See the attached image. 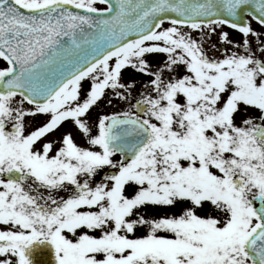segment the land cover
Masks as SVG:
<instances>
[{
	"label": "snow or ice",
	"instance_id": "1",
	"mask_svg": "<svg viewBox=\"0 0 264 264\" xmlns=\"http://www.w3.org/2000/svg\"><path fill=\"white\" fill-rule=\"evenodd\" d=\"M245 12L264 27V0H0V264H264V33ZM220 25L241 50L209 53ZM109 90L128 108L92 120Z\"/></svg>",
	"mask_w": 264,
	"mask_h": 264
},
{
	"label": "rangeland",
	"instance_id": "2",
	"mask_svg": "<svg viewBox=\"0 0 264 264\" xmlns=\"http://www.w3.org/2000/svg\"><path fill=\"white\" fill-rule=\"evenodd\" d=\"M100 7H106V5H98ZM251 21V25L254 29L264 33V27H262L260 24H258L256 21H254L253 19L250 18ZM221 32H231L230 30L227 29V27H225V25H220L216 28V31L214 33H208V30L205 29V48H208V45H212L213 44V41L215 40L217 43L220 41V38H221ZM235 34H236V43H241L243 42V34L240 33L238 30H235ZM201 33L200 32H195L193 31V36L196 37V36H200ZM249 37H252V42H253V45H255V37L254 36H249ZM263 39V37H262ZM218 40V41H217ZM216 43H214L213 45H215ZM238 50H241V49H235V51H238ZM209 53L211 55H217L219 56L221 53L220 51H215L214 48H212V51H209ZM150 61H155V60H162L164 59V57L161 55V56H157V57H149ZM3 67H7V62L4 61L2 58H0V68H3ZM125 78L128 79V78H134L136 79L138 82H147L150 77L146 76V75H143L139 72H136L134 71L133 69H131L130 67L128 69L125 70ZM138 87H139V83H138ZM106 98H107V102H106V109H107V114H110L112 112H120V111H124L128 108V103L120 100L118 97H115L111 91H107V94H106ZM109 100H111V103H109ZM132 103H134V100L132 101ZM170 212L169 209H165V208H154V207H151L149 206L148 208H146L143 212V214H145L146 216H149V217H156V216H159V215H163L165 213H168ZM145 231V229L142 227L139 231L138 234H143ZM0 259H2V257H0Z\"/></svg>",
	"mask_w": 264,
	"mask_h": 264
},
{
	"label": "flooded vegetation",
	"instance_id": "3",
	"mask_svg": "<svg viewBox=\"0 0 264 264\" xmlns=\"http://www.w3.org/2000/svg\"><path fill=\"white\" fill-rule=\"evenodd\" d=\"M228 34H229V39L231 41H233V44H228V43L222 41L220 38V41L218 43L215 40L213 41V44L216 43L215 47H212L213 46V44H212V45H208L207 49L209 51H212V48H214L215 51H220V53H222L224 48H228L230 51H235L236 48H234V46H233L234 44H236V39H237L235 31L233 30L232 32H228ZM249 39L252 41V37H249ZM263 39H264V37H263ZM253 47L255 48V45H253ZM83 83H84V86L87 87L89 84V81L85 80ZM106 102H107V98L106 97L102 98L101 101L98 102V106H94V108L90 110L92 120H95L97 117L107 114ZM251 114L254 116H258L259 112L256 110H251ZM44 120H45V117L37 116V117L31 119V122L33 125L38 126ZM76 138H77L78 143H80L82 145L85 144V140L82 136L77 135ZM115 159H120L119 154L116 155ZM61 194H63V192H61ZM3 227H4L3 225H0V228H3Z\"/></svg>",
	"mask_w": 264,
	"mask_h": 264
},
{
	"label": "water",
	"instance_id": "4",
	"mask_svg": "<svg viewBox=\"0 0 264 264\" xmlns=\"http://www.w3.org/2000/svg\"><path fill=\"white\" fill-rule=\"evenodd\" d=\"M244 15H245V18H246L247 12H245V14H244ZM246 19H247V18H246ZM43 259H45V260H46V259H47V257H44Z\"/></svg>",
	"mask_w": 264,
	"mask_h": 264
}]
</instances>
